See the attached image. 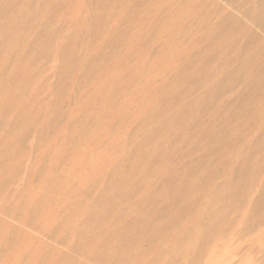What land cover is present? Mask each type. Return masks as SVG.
I'll return each mask as SVG.
<instances>
[{
  "label": "rangeland",
  "instance_id": "374dc122",
  "mask_svg": "<svg viewBox=\"0 0 264 264\" xmlns=\"http://www.w3.org/2000/svg\"><path fill=\"white\" fill-rule=\"evenodd\" d=\"M20 1L0 13V264H264V1ZM122 178L126 215L101 198Z\"/></svg>",
  "mask_w": 264,
  "mask_h": 264
},
{
  "label": "bare ground",
  "instance_id": "6f19581e",
  "mask_svg": "<svg viewBox=\"0 0 264 264\" xmlns=\"http://www.w3.org/2000/svg\"><path fill=\"white\" fill-rule=\"evenodd\" d=\"M258 1H264V0H258ZM26 2L28 3V1L26 0ZM8 4V8L11 6L12 9L14 11H18L22 8L23 6V3L22 1L20 0H0V13L2 11V8L4 7L5 4ZM29 4V3H28ZM29 10H27L28 12ZM18 41L17 37L14 36V35H7V36H4L3 39L1 40V43L2 45H5V46H11V45H14L16 44ZM21 47L18 49V55H21L23 52H24V49H25V45L24 44H21L20 45ZM5 58V53L0 56V63L2 62L1 60H3ZM15 67V65H13ZM22 66H25V64H23ZM18 67V66H17ZM1 68V71L3 73V75L0 76V85L2 84V81L5 80L6 76H5V73L7 74L8 77H10L11 74L10 72H5L4 71V68L2 66H0ZM61 71V70H60ZM61 73V72H60ZM194 89L197 91L196 93H198V96L200 97L198 99L199 103H202L204 102V99L210 95L213 94V92L211 91V89L208 91V90H204L203 94L201 95L198 91V88L196 86H193ZM203 111V109H200V113ZM239 115V116H238ZM236 119H242L244 120L245 119V116L241 115L239 112L236 113ZM226 124H224L223 126H225ZM6 148L2 149V150H5ZM116 173H118V175L121 174V171L120 169L118 168V171H116ZM123 184H124V178L120 179V180H115L114 182V187L111 189V190H107L106 192H104V194L102 195V202L104 205L108 206L109 208H111L112 211L120 214V215H126V214H129L130 211H133L132 208H128L127 206H124L121 202L120 203H115V201H113V199L115 197H117L119 194L118 192H121L122 188H123ZM121 187V188H120ZM177 191L174 190V194L173 195H176ZM39 197L38 199L33 202V201H30V204H37L38 202L43 206V208H41V211H43L49 204L50 200L48 198V194L47 193H38ZM33 202V203H31ZM37 202V203H36ZM114 214V213H113ZM115 216H118L115 214ZM92 223V220L89 221ZM86 223L85 225H82L81 229H80V235L81 237L83 238H86L87 235H86V232L88 230V228L91 226L90 224L91 223ZM213 234V232H211L209 234V236L211 237V235ZM214 235V234H213ZM104 241L107 240V238H104L103 239ZM109 242V241H108ZM113 246H112V249H117V251H119V249L122 247L118 241H113ZM100 251L102 252V255L103 257L107 256L108 253H110V249H106V248H102L100 249Z\"/></svg>",
  "mask_w": 264,
  "mask_h": 264
}]
</instances>
